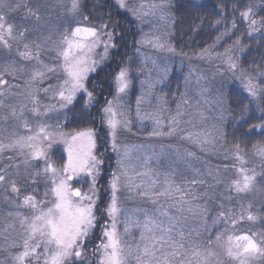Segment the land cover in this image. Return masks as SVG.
I'll list each match as a JSON object with an SVG mask.
<instances>
[{
	"label": "rangeland",
	"instance_id": "obj_1",
	"mask_svg": "<svg viewBox=\"0 0 264 264\" xmlns=\"http://www.w3.org/2000/svg\"><path fill=\"white\" fill-rule=\"evenodd\" d=\"M113 1L131 18L136 30L133 54L128 65L123 67L129 71L130 88L123 98H117L114 90L109 99L115 105L116 119L121 121L117 129L119 147L126 153L123 159L127 165V176L121 179L124 187L119 194V206L122 211H127L128 219L139 218L143 221L145 213H148L149 218L155 219L157 223L162 221L163 228H167L168 223L160 212L166 211L173 218L171 236L175 241H181L180 234L183 233L181 242L185 244L183 256L179 253L172 256L170 253L174 249H169L167 245L153 249L155 256L144 255L145 244L151 246L156 243L148 237L156 236L159 240L158 230L146 233L145 239L141 240L142 229L132 227L125 234L123 224L118 223V234L125 245L124 254H127L128 248L135 251L139 246L142 264H160L163 261L166 264H181L182 261L184 264H196V257L189 251L192 247L189 240L206 241L209 237L215 240L217 233H224L225 236L264 234V180L258 175L254 187L245 193H236L231 187L234 181L242 178L241 168H254L258 174L264 173V146L258 145L249 153L240 151L244 161L241 164L233 155L234 148L224 140L228 120L227 89L239 87L253 101H257L260 96L259 87L257 95L253 96L246 85L249 79L254 84L256 81L241 67L240 59L245 49L241 46L242 51L238 50L233 47L234 41L230 43L231 30L207 48L208 56L202 57L200 53L203 51L193 55L180 54L172 44L175 23L171 0ZM77 2L79 7L73 11V0H0V15L7 17L15 28L28 29L24 37L10 40L9 47L0 45V145L34 134L29 133L27 128L36 131L40 124L47 131H57L65 136L88 130L96 132L92 127L74 132L66 130V114L80 94H76V100L71 105L59 107L57 85H63L66 76L59 69L55 73L47 71L56 63V53L62 46L63 34L68 31L69 22L75 20L73 26H90L82 15L83 0ZM261 2L264 3V0ZM256 21L260 25L261 20ZM246 22L248 24L247 19ZM262 29L263 26L254 32L249 31L252 34ZM107 31L112 33L111 30ZM164 42L174 51L154 46ZM25 43L38 59L26 60L22 57ZM112 49L109 48L105 54L101 45L91 54L97 62L96 70L108 61ZM229 55L236 58L239 70L228 67ZM37 71L44 72L42 80L33 79ZM94 72L88 73L87 87L88 79ZM59 90L67 94L66 86ZM220 102H223V108ZM37 105L46 115L33 114L32 109ZM221 112L224 113L222 125L218 123ZM125 120L128 121L126 127L123 125ZM156 127L161 129L163 135L150 134ZM102 128L105 130L103 125ZM170 128L175 129L171 135L168 134ZM220 128L224 132L223 138L215 135ZM101 145L97 136L98 156L103 152ZM57 150L64 156L62 163L55 158ZM107 150L116 160V155L110 149ZM28 151L27 148L22 151L16 148L0 151V175L6 177L5 182L0 184V264H14L13 256L21 251L23 232L20 220L34 213V210L22 206L24 195L34 196L45 210L52 206L54 200L51 193L45 196L50 188L47 176L51 173L46 176L42 171L44 165L41 163L37 166L35 160L25 164ZM67 160L68 145L60 142L53 148L51 162L57 169H62ZM106 167L105 163L103 175L98 178L101 202L105 194L103 189L106 190L108 186L105 182L108 177L105 175L109 173V168ZM112 171H116V165ZM193 179L198 182L191 183ZM10 181L22 186L20 194L10 191ZM172 182L181 189L173 196L150 198L139 194L142 191H164L167 183ZM72 183L83 193H89L86 179ZM129 183L140 184L141 187H128ZM181 197L185 203L179 202ZM248 205L252 206L259 218L255 221L240 219L233 229L229 218L246 216ZM222 211L226 218L213 223ZM161 252L165 255L161 256ZM217 254L223 258V264H236L224 256L222 248L217 249ZM95 255L98 257L100 254L96 252ZM87 260L88 264H93L88 256ZM126 264H137L135 255L128 256ZM250 264H264V259H253Z\"/></svg>",
	"mask_w": 264,
	"mask_h": 264
},
{
	"label": "snow or ice",
	"instance_id": "obj_2",
	"mask_svg": "<svg viewBox=\"0 0 264 264\" xmlns=\"http://www.w3.org/2000/svg\"><path fill=\"white\" fill-rule=\"evenodd\" d=\"M78 7L77 0H73L72 10L76 11ZM161 11H163L162 6ZM241 19H247L248 28L253 32L258 27L264 26V21H261L260 25L257 24L253 6L251 5L247 11L241 13ZM197 23H200V21H197ZM74 24L75 20L69 22L68 31L63 34L62 46L56 53V63L53 67L47 68V71L52 73H55L58 69L62 70L66 76L63 85H57L59 107L61 108L71 105L76 100L77 93L80 94V99L87 101L85 107L95 104L94 92L89 91L86 85L88 73L96 70L97 62L92 58L91 54L101 45L105 54L109 48H115L113 35L107 31L108 25H101L96 28L91 26H73ZM232 27L235 28V23H233ZM27 31V28H15L7 17L0 15V45L9 47L10 40L24 37ZM101 33H103V37ZM104 38H106V41ZM148 42L153 43L152 41ZM154 46L169 52L174 51L167 42L156 43ZM233 47L242 51L239 37L235 39ZM24 48L25 51L21 53L24 59H38V56L33 55L27 43H25ZM200 55L203 57L210 54L205 49ZM104 58L106 57H101V59ZM227 61L230 69L239 70L236 58L229 55ZM252 71L256 76L260 77L261 83H264V64L260 66L259 70L253 69ZM43 78V71H37L33 74V79L35 80H42ZM130 84L128 69L121 68L113 77V88L117 93V98H123V95L127 94ZM246 85L249 93L256 96L258 85L254 84L251 79L246 81ZM65 86L67 94L65 91L59 90ZM44 91L47 92L48 89H44ZM261 98L264 99V95ZM220 103L221 108H223V102ZM104 105L100 112L102 125L105 129V148L110 149L116 155V171L109 172L111 179L107 181L108 186L105 190V195L108 199L104 202L100 200V192L97 185L98 178L103 175L105 161L102 155H97L96 138L98 134L94 130L65 136L57 131H47L44 125L40 124L36 131L27 128L29 133L34 132V134L18 137L14 142L7 145H0V151L13 148L21 151L25 148L29 149L24 161L25 164L35 160L37 161V166L41 163L44 165L43 173L46 176L51 173L50 176H47L50 188L49 191L45 192V196H48L49 193L54 196L52 206L47 207L45 210L44 207L40 206L41 202L37 201L34 196L24 195L21 202L22 206L34 210V213L32 216L22 217L20 220L23 243L20 246L21 251L12 258L14 264H34V262L35 264H88L86 255L87 244L97 232L100 233V242L94 255L96 252L100 254L97 257L99 264H126L127 257L132 255H135L137 264H142L139 246H137L135 251L128 248L127 254H124L125 245L118 234V223L123 224L125 234H128L132 227L142 229L141 240L145 239L146 233L158 230L159 240H157L156 236L148 237L150 241H156V243L151 246L145 244L143 248L144 255L155 256L153 249L162 248L164 245H167L169 249H174L170 253L172 256L178 253L182 256L184 255L185 244L181 242L183 233L180 234L181 241H175L171 236L173 218L166 211L161 210L160 212V215L165 217L168 223V227L163 228L161 227L163 222L157 223L155 219L149 218L148 213H145L143 221L139 218L130 220L127 218V211L121 210L119 194L122 187H124L121 184V179L127 176L125 171L127 165L123 159L126 153L121 151L117 139L119 135L117 129L121 121L116 119L117 113L114 110L115 105L112 101L105 98ZM32 111L36 116L46 115L45 112L39 109L38 105ZM245 114L246 109L242 108L240 117L243 118ZM223 120L224 113L221 112L218 123L222 125ZM260 120L262 122L253 127H259L264 130V113H262ZM156 123H159L158 120ZM127 124V120L123 121L125 127ZM25 126L27 127L26 122ZM173 131L175 129L170 128L168 134L171 135ZM150 134L159 136L163 135V132L159 127H156ZM215 135L223 138L224 132L222 128L218 129ZM247 135V131L240 133L241 138ZM233 139L235 140L236 138L234 137ZM60 142L68 145V160L65 167L57 169L51 162V158L54 146ZM240 148L241 141H237L234 144L233 155L243 164ZM187 155L191 156L192 153H187ZM111 158L109 157V159ZM258 175L264 180V173L258 174L254 168L247 170L241 168L242 178L234 181L231 187L236 193L248 192L254 187ZM82 178L89 182V193H83L79 187L73 186V181L79 182ZM5 180L6 177L0 175V184H3ZM197 182L195 179L191 181L193 184ZM154 183L155 181H153ZM10 185L12 193H21L22 186H17L14 181H10ZM128 187L140 188L141 185L129 183ZM24 191L27 192V189H24ZM179 192H181L180 187L172 182L167 183L164 191L151 193L142 191L139 194L151 198L165 195L173 196ZM152 202L155 203V199ZM179 202L185 203L182 197ZM246 212V216L241 215L238 218L235 216L229 218L233 229L240 219L255 221L259 218L251 205H248ZM100 217H103V219ZM225 218V213L222 211L213 223ZM188 243L192 245L189 251L196 257V264H223V258L217 254L218 248H222L224 256L230 261H235L236 264H250L253 259H264V234L249 233L225 236L224 233H217L215 240L209 237L206 241L189 240ZM164 255L165 253L161 252V256ZM160 264H166V261L160 262ZM181 264H184V261Z\"/></svg>",
	"mask_w": 264,
	"mask_h": 264
},
{
	"label": "trees",
	"instance_id": "obj_3",
	"mask_svg": "<svg viewBox=\"0 0 264 264\" xmlns=\"http://www.w3.org/2000/svg\"><path fill=\"white\" fill-rule=\"evenodd\" d=\"M262 4L264 3L261 0H171V13L175 23L172 44L180 54L200 53L212 46L217 37L231 30L230 43L239 37L240 44L245 49L240 64L242 69L255 79L260 96L257 101H253L239 87L232 86L227 89L228 120L224 137L225 143L232 148L237 141H241L240 151L244 153L251 152L258 145L264 146V130L253 127L262 122L260 117L264 113V99L261 96L264 95V83H261L260 77L252 71L259 70L264 64V26L261 31L250 34L246 19H241V13L247 11L251 5L255 19L264 21ZM81 9L90 26L99 28L101 25H108L107 29L112 31L115 48L112 49L108 61L88 79L89 90L94 92L95 104L85 107L87 101L79 97L66 114L65 126L66 130L72 132L95 128L100 132L99 137H103V142L101 140L100 142L105 146L106 137L102 128L100 109L105 106V98L109 100L114 92L113 77L121 68L128 65L135 47L136 30L131 18L121 11L113 0H83ZM233 23L235 28L232 27ZM242 108L246 109L243 118L240 117ZM243 131H247L248 135L241 138L240 133ZM54 154L59 163L64 162L62 152L57 150ZM105 156L109 172H113L116 160L109 159L113 156L108 150ZM105 176L108 177L107 181L111 179L109 173ZM103 198V202L107 200L105 194ZM95 236L100 235L97 232Z\"/></svg>",
	"mask_w": 264,
	"mask_h": 264
},
{
	"label": "flooded vegetation",
	"instance_id": "obj_4",
	"mask_svg": "<svg viewBox=\"0 0 264 264\" xmlns=\"http://www.w3.org/2000/svg\"><path fill=\"white\" fill-rule=\"evenodd\" d=\"M107 167L109 168L108 165H107ZM103 192L105 193V189H103ZM100 218L103 219V217H100ZM98 234L100 235L99 232H98ZM95 235L92 237L91 241L88 242V244H87V252H86V255L90 258V260L92 261L93 264H97L98 263L97 256L94 255V252H95V250L97 248V245L100 242V239H98V238H100V236L96 237ZM94 241H96L97 243H95Z\"/></svg>",
	"mask_w": 264,
	"mask_h": 264
}]
</instances>
